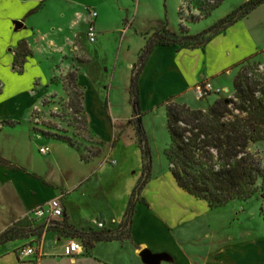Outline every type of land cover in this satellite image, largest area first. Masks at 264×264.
<instances>
[{
	"label": "crops",
	"instance_id": "0c3cea01",
	"mask_svg": "<svg viewBox=\"0 0 264 264\" xmlns=\"http://www.w3.org/2000/svg\"><path fill=\"white\" fill-rule=\"evenodd\" d=\"M160 1L162 13L150 17L151 26L135 30L136 9L150 7L151 0H0V107L26 112L24 122L13 114L0 117V234L15 223H36L30 237L0 244V264H264V230L256 234L248 226L198 222L230 202L210 207L179 187L169 168L156 173L151 166L128 236L95 242L87 252L65 256L64 246L78 238L31 215L35 207L59 197L63 215L56 222L100 231L101 221L107 230L118 229L143 171L135 128L123 124L137 115L142 123L169 98L198 109L191 100L196 84L209 81L214 88H228L224 83H233L238 63L258 53L264 58L262 3L202 46L155 45L138 76L135 107L130 94L133 65L154 26L169 19L167 0ZM89 10L97 15L92 18ZM91 20L97 30L94 42L86 34ZM137 35L141 43L131 53L122 40ZM21 43L28 54L19 72L13 62ZM71 69L103 157L83 159L77 147L39 136L29 122L43 96L57 91L55 74ZM35 97L38 102L31 104ZM103 130L109 139L102 138ZM42 146L49 151L40 152ZM39 226L40 233L35 231ZM25 247L34 252L21 255Z\"/></svg>",
	"mask_w": 264,
	"mask_h": 264
},
{
	"label": "trees",
	"instance_id": "16d2710c",
	"mask_svg": "<svg viewBox=\"0 0 264 264\" xmlns=\"http://www.w3.org/2000/svg\"><path fill=\"white\" fill-rule=\"evenodd\" d=\"M221 1L217 0L211 8L217 7ZM262 3L264 0H246L230 14L195 35L180 37L165 26L154 31L132 68L130 94L134 106L137 107L139 102V73L155 45L202 46ZM23 46L22 43L19 45L13 62L14 69L19 72L28 54ZM236 66L239 71L233 80V96L215 99L207 110L190 108L173 98L164 103L169 133L164 154L169 170L179 187L205 200L212 208L234 200L246 201L257 194L264 199V159L248 149L250 143L264 141V75L254 72L257 70L254 56ZM70 76L75 86L76 76L74 73ZM140 120L137 115L134 122L143 153V171L125 214L130 222L137 196L149 179L152 166L147 135ZM122 225L115 231L78 230L66 222H52L49 227L61 233H72V237L79 238L88 251L95 242L123 238ZM42 230V226L35 229L38 233ZM20 232L16 226H9L0 234V244L12 240Z\"/></svg>",
	"mask_w": 264,
	"mask_h": 264
},
{
	"label": "rangeland",
	"instance_id": "374dc122",
	"mask_svg": "<svg viewBox=\"0 0 264 264\" xmlns=\"http://www.w3.org/2000/svg\"><path fill=\"white\" fill-rule=\"evenodd\" d=\"M245 1L246 0H222L217 7L211 8L216 4L217 0H180V3L179 0H167L168 16L172 22L167 18L157 23L154 26V31L161 30L162 27L165 26L180 37L195 35L230 14ZM162 5L160 0H151L150 7H138L135 11L134 29L149 28L151 26L149 23L150 17L161 14L163 10ZM147 36H149V34ZM141 39L139 35L131 36L130 39L124 36L122 40L123 46H129L132 53L139 47ZM22 48L25 49L26 47L23 46ZM19 49L20 48H18V51ZM254 61L255 67H257V70H254V72L264 75V58L258 53L254 57ZM258 63L260 65H257ZM238 71L239 67H236L233 72V79ZM71 73H74L75 76L77 75L76 71L72 69L68 72L63 73L60 71L55 74L52 80L58 86L57 91L43 96L41 104L30 113L29 122L32 126V130L45 139L60 140L77 147L83 159L99 155L103 157V155H105L103 154V147L89 131L87 120L82 110L81 91L76 86V77L74 80L75 86H73L70 76ZM224 84H229V87H224L220 92L215 93L216 95L204 96L200 99L196 96H192L191 100L194 108H203L202 110H207L215 99L233 96V83L227 81ZM37 102L36 97L30 101L31 104ZM92 107H97V104H93ZM12 110V107L9 105H3L0 107V117L3 116L2 118H6L5 116L13 114L19 117L20 121L23 120L24 122L26 116L24 109ZM134 120L135 118H132L125 122L123 128H135ZM142 123V126L145 128L151 152L152 167L156 173L166 172L169 168V163L164 154V149L169 143L166 108H159L157 112L147 116ZM1 124L4 123L0 122V125ZM105 133L107 132L103 130L101 136H103L102 138H104V140H107L110 134ZM248 149L251 152H257L264 159V141L250 143ZM105 160L108 161L106 157ZM261 208L263 209L262 213ZM263 216L264 199L257 194L246 201H232L216 212L201 217L198 222L212 223L218 227L226 225L229 228H245L248 226L254 229L256 234H261L264 230ZM122 224L123 237L125 238L128 236L130 226L129 219L125 217ZM10 226H16L19 231H22L18 235H15L13 238L15 239L19 237H30L33 234V227L36 226V223L27 220L23 225L24 227H20L19 223ZM67 234L73 236L72 233ZM83 247L85 252H87L84 244Z\"/></svg>",
	"mask_w": 264,
	"mask_h": 264
},
{
	"label": "built area",
	"instance_id": "2783aa9c",
	"mask_svg": "<svg viewBox=\"0 0 264 264\" xmlns=\"http://www.w3.org/2000/svg\"><path fill=\"white\" fill-rule=\"evenodd\" d=\"M92 18H94L97 13L96 11L89 10ZM87 38L90 42H94L97 37V30L93 20L88 23L86 30ZM220 88H214L209 81H203L194 86V93L197 98H203L210 93L220 92ZM49 151L48 146L40 147V152L47 153ZM31 215L36 218H44L46 226H49L52 222H56L63 215V206L59 197L51 198L46 203H43L35 207L31 211ZM97 226L100 229H105V225L101 221H97ZM34 252L32 247H25L20 250V254L23 256H28ZM84 252V247L82 241L78 239H70L68 243L64 246L65 256H74Z\"/></svg>",
	"mask_w": 264,
	"mask_h": 264
},
{
	"label": "water",
	"instance_id": "95a60500",
	"mask_svg": "<svg viewBox=\"0 0 264 264\" xmlns=\"http://www.w3.org/2000/svg\"><path fill=\"white\" fill-rule=\"evenodd\" d=\"M141 256L143 259H145V253H142Z\"/></svg>",
	"mask_w": 264,
	"mask_h": 264
}]
</instances>
